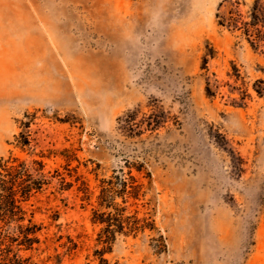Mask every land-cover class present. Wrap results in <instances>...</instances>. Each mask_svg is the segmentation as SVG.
<instances>
[{
	"label": "rangeland",
	"instance_id": "obj_1",
	"mask_svg": "<svg viewBox=\"0 0 264 264\" xmlns=\"http://www.w3.org/2000/svg\"><path fill=\"white\" fill-rule=\"evenodd\" d=\"M0 80L36 264H264V0H0Z\"/></svg>",
	"mask_w": 264,
	"mask_h": 264
},
{
	"label": "trees",
	"instance_id": "obj_2",
	"mask_svg": "<svg viewBox=\"0 0 264 264\" xmlns=\"http://www.w3.org/2000/svg\"><path fill=\"white\" fill-rule=\"evenodd\" d=\"M27 143V137L21 135L20 144ZM50 177L58 178L59 190H66L71 185L57 169ZM50 177L44 171L41 159H33L30 163L11 156L0 159V264H36L31 256L23 254L35 249L40 241L38 233L41 229L33 221V213L27 203L50 183ZM128 179L132 183L136 182L131 175ZM125 190L126 181L123 180L121 192L124 193ZM83 192L87 193V187L83 188ZM100 214L102 216L98 222L104 224L102 231H107L109 219L107 215L104 217V212ZM122 229L119 224L118 230ZM133 229L134 227H128L127 232ZM104 251L105 247L97 250V253Z\"/></svg>",
	"mask_w": 264,
	"mask_h": 264
},
{
	"label": "bare ground",
	"instance_id": "obj_3",
	"mask_svg": "<svg viewBox=\"0 0 264 264\" xmlns=\"http://www.w3.org/2000/svg\"><path fill=\"white\" fill-rule=\"evenodd\" d=\"M18 75H19V74H18ZM18 75H17V76H18ZM14 76H15V75H14ZM7 80H9V79H7ZM12 80H13V79H12ZM14 80H15V77H14ZM0 85L5 86V85H6V81L3 82V81L0 80Z\"/></svg>",
	"mask_w": 264,
	"mask_h": 264
}]
</instances>
